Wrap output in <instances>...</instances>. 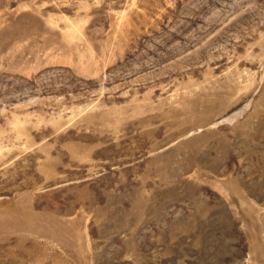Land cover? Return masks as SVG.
I'll return each mask as SVG.
<instances>
[{"label":"rangeland","instance_id":"374dc122","mask_svg":"<svg viewBox=\"0 0 264 264\" xmlns=\"http://www.w3.org/2000/svg\"><path fill=\"white\" fill-rule=\"evenodd\" d=\"M0 264H264V0H0Z\"/></svg>","mask_w":264,"mask_h":264}]
</instances>
